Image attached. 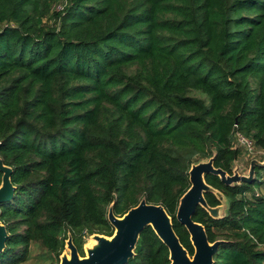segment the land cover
Masks as SVG:
<instances>
[{"label": "trees", "instance_id": "1", "mask_svg": "<svg viewBox=\"0 0 264 264\" xmlns=\"http://www.w3.org/2000/svg\"><path fill=\"white\" fill-rule=\"evenodd\" d=\"M60 1L0 0V158L16 186L0 205V264H22L32 243L59 262L70 235L84 256L87 236L114 234L110 207L123 216L143 197L193 256L177 219L191 166L215 156L233 174L237 132L264 150V0ZM255 169L252 183L205 175L228 202L223 216H193L224 240L214 264H264ZM169 257L147 226L127 264Z\"/></svg>", "mask_w": 264, "mask_h": 264}, {"label": "water", "instance_id": "2", "mask_svg": "<svg viewBox=\"0 0 264 264\" xmlns=\"http://www.w3.org/2000/svg\"><path fill=\"white\" fill-rule=\"evenodd\" d=\"M215 156L207 161H199L191 166L190 188L181 197L177 212L178 221L186 227L191 235V241L195 253L191 256L178 237L172 217L162 204L148 202L145 197L139 204L132 207L123 216H117L113 207L109 209V221L115 228L112 236L99 233L93 234L96 243L87 248V256L82 257L78 247L70 235L66 245L70 254H63L59 264H127L135 256V249L142 231L147 226H152L158 237L165 243L170 252L171 264H214V256L224 240L211 243L204 225L194 220L193 216L198 206L206 208L214 218L223 216L222 208L225 203V211L228 207L227 199L208 184L205 175L212 173L221 177L225 184L248 182L255 178V166H264V162L253 160L249 175H241L238 172L228 174L224 169L214 165ZM0 170L3 172L0 186V205L13 200L16 186L12 182L13 169L4 164L0 158ZM215 192L222 205L212 207L208 204L205 193ZM8 230L0 220V253L7 245ZM64 252V251H63Z\"/></svg>", "mask_w": 264, "mask_h": 264}, {"label": "rangeland", "instance_id": "3", "mask_svg": "<svg viewBox=\"0 0 264 264\" xmlns=\"http://www.w3.org/2000/svg\"><path fill=\"white\" fill-rule=\"evenodd\" d=\"M60 1V0H59ZM60 2L63 3L61 0ZM58 2V4L55 5V9H58V7H61V3ZM1 28V26H0ZM235 147L240 148V155L238 159L235 161V164L233 166L234 172H238L241 175H249L251 164L253 160H258L261 162H264V150L259 149L255 147L252 152L249 153L247 148L245 147V144L238 142L237 138H235ZM202 161H207L202 160ZM256 175V173H255ZM261 179L263 180L262 185L260 186L259 192L264 194V171L261 172ZM225 212V203L222 208V213ZM103 235V234H101ZM106 236V235H105ZM96 243V240L94 239V235L87 236L85 238L84 242V251L85 255L82 257L87 256V248L92 247ZM63 254H70L69 248L65 247ZM59 258V262L56 259L54 253L49 252L48 250H45L40 244L38 243H32L30 247V253L28 259L23 262L22 264H59L61 262V256Z\"/></svg>", "mask_w": 264, "mask_h": 264}, {"label": "built area", "instance_id": "4", "mask_svg": "<svg viewBox=\"0 0 264 264\" xmlns=\"http://www.w3.org/2000/svg\"><path fill=\"white\" fill-rule=\"evenodd\" d=\"M58 9H61V7H58ZM236 138L238 142L245 144V147L247 148L249 153L252 152L253 149L255 148L254 143L250 139H248L246 136H244L242 133L237 132Z\"/></svg>", "mask_w": 264, "mask_h": 264}]
</instances>
